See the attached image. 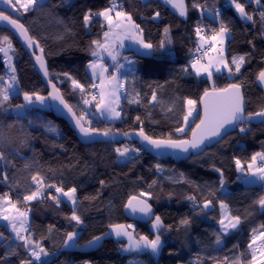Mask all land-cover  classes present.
Listing matches in <instances>:
<instances>
[{
    "label": "trees",
    "instance_id": "trees-1",
    "mask_svg": "<svg viewBox=\"0 0 264 264\" xmlns=\"http://www.w3.org/2000/svg\"><path fill=\"white\" fill-rule=\"evenodd\" d=\"M113 3L139 25L142 40L153 47L149 55H133V68L122 80L121 118L107 122L96 115L100 97L91 101L86 96L98 82L90 79L87 66L92 61L93 41H100L107 30L106 22L94 14L113 8ZM240 4L252 19H239L230 0H184L183 17L162 0H46L21 11L19 17L0 11L18 20L41 48L51 81L85 127L99 132H143L151 139L176 141L186 139L197 123L199 99L205 90L238 85L246 115L264 108L257 78L264 69V0L258 5ZM206 11L215 17L218 13V21L209 19ZM85 15H90L87 24ZM200 20L223 24L229 33L226 60L232 78L223 73L211 77L191 73L188 61ZM4 36L13 46L19 93L0 105V203L5 200L14 210L27 212L30 223L25 242L11 241V234L0 223V264H252L258 259L256 247L264 245V208L259 203L264 185L244 186L236 161L241 167L257 153H264V123L239 126L220 142L179 163L158 161L134 143L84 145L63 121L54 119L50 108L25 107L22 115L13 111L24 105L25 93L47 101V90L17 41L0 29V40ZM240 56L244 61L236 71L232 59ZM0 77H5L1 55ZM189 100L196 102L191 107L196 112L185 121ZM50 120L58 133H51ZM178 128L185 129L178 132ZM118 148L128 149L126 161L119 160ZM56 188L76 189L74 208L61 201ZM33 192L42 197L26 201L24 197ZM136 196H145L154 217L161 219L158 234L163 245L157 258L124 253L125 241L110 237L91 250L63 249L70 232H80L76 244L82 246L115 225L131 224L135 236L153 239L155 234L147 224L130 222L124 215L126 202ZM220 204L240 221L227 235L219 228ZM73 212L79 223L71 219ZM258 232L261 242L256 245L249 236ZM29 243L47 253L42 261L35 262L28 255Z\"/></svg>",
    "mask_w": 264,
    "mask_h": 264
},
{
    "label": "snow or ice",
    "instance_id": "snow-or-ice-1",
    "mask_svg": "<svg viewBox=\"0 0 264 264\" xmlns=\"http://www.w3.org/2000/svg\"><path fill=\"white\" fill-rule=\"evenodd\" d=\"M2 2L4 4H8L11 5L13 8L16 7L17 4H19L21 7H23L25 9V11L28 10L29 7L34 6L37 2V0H15V3L13 2V0H2ZM168 2H172V0H168ZM257 2H259V0H257ZM233 3H235V7L236 9L240 12V14L242 16H247V13H245L244 11V7L242 4L240 3H236V0H233ZM174 7H178L180 9V14L184 15V11H183V0H178V3L173 4ZM115 7V4L113 3V8H108L105 9L102 12L99 13H95L94 15H98V16H104L105 19L109 22V27L111 28L112 26V17L110 15H108L109 12L113 11ZM157 16L159 15V13L156 14ZM116 16L118 18H125L127 19V21L129 22L131 29L137 30V31H142L139 27V25L132 23L131 21V17L127 16L126 13L123 12H116ZM262 18H264V13H261ZM248 19H252L251 16H247ZM90 19V15H85L84 16V21L87 24L88 21ZM0 21H8L9 23H11L14 27L18 28L20 30V34L22 36H25V38L28 40L29 46H31L32 44V40L31 38L27 37V30L24 28V26L22 24H19L17 20L12 19L11 17L5 15L3 12H0ZM123 25L119 22H117L115 24L116 28H121ZM167 29H165V32L167 33ZM221 32L226 31L225 26L222 24L221 25ZM197 32H199V28L197 29ZM105 38L107 39L109 36V32H105L104 33ZM135 38V37H133ZM4 41H8V37L4 36L2 38ZM94 44L97 45L98 48H102L105 51H108V54L112 57L113 60L116 59V56L112 54L111 51H109L110 45L109 44H100L99 41H93ZM137 43L141 44L144 48L146 49H152L153 45L151 43H145L142 39H137ZM8 46L9 48L11 47V43L10 41L8 42ZM161 47L164 46V42H161ZM0 52H4L5 55H7V52L5 51V49L3 47H0ZM93 56H98L99 53L97 51H93L92 52ZM39 59V58H38ZM239 61V62H238ZM244 61V57L240 56V57H233L232 59V63L236 65V71L240 70V62ZM91 68L95 69L97 67L96 63H92L89 65ZM227 66V65H226ZM41 67L43 68V62H41ZM117 67H122L120 65H118ZM106 71V69H104ZM12 71L14 72L15 69H12ZM204 71H208V69H204ZM217 71H219V69H217ZM45 74H47V71L45 70ZM93 75L95 76L96 73L95 71L93 72ZM209 77H211L212 73L208 72ZM100 78H101V84H104V79H103V71H101L100 73ZM258 80L262 83H264V71H261L258 74ZM3 78L0 77V80H2ZM12 81L16 80L15 75L11 76L10 78ZM116 77H113L112 80H115ZM73 84L76 85L77 87H81L79 84H77L76 81H73ZM122 86V85H118ZM9 88H11V85L8 86ZM229 89H232L234 91H230ZM229 89H221L219 90V93H217L215 90H213L212 93H209L207 90H205L204 93V97L202 98V101L204 102V117L201 119L200 124L197 125V129L201 128V126L203 125H210V126H214L212 128L211 131V135L215 136L219 134V128L223 127L224 124L226 123H233L235 121H239L243 118V97L241 96L240 92H239V86L238 85H230ZM115 93H106L105 90L102 88L101 89V93H100V102L97 104V109L100 111H107L111 114H114L116 116L119 115V113L116 112L115 108L112 107V103L111 101H106L105 100V96L106 95H114ZM0 95L3 96V99L0 100V105L3 104L4 101H7L9 99V95H8V90L7 89H2L0 88ZM207 98V99H205ZM24 99L25 101H27L28 103L32 102V97L28 94L25 93L24 94ZM37 100L43 101L45 98L44 97H40L37 96L36 97ZM53 99H60L61 103H64V101L62 100V98H60L58 95H53ZM95 99V97H94ZM153 99H155V96L153 97ZM85 103H88L87 100H85ZM195 101L193 100H189L188 104L191 105H195ZM17 107L23 108L24 105H18ZM65 107H68L69 111H72V109L65 104ZM188 115H192V111L190 110ZM255 116L258 117H264V110L257 112L254 114ZM82 119V117H81ZM188 120V116H185V121ZM77 126L80 128V131L82 133H84L85 135L89 134V129L85 128L82 124H80V120H77ZM54 130V129H52ZM184 129L182 128H178L177 131L181 132ZM242 132L244 131L243 128L240 129ZM108 133L105 132L104 135H107ZM143 136V132L140 133ZM193 136H194V140L190 143L188 141H173V140H167V141H161V140H152L150 137L144 136L145 140H148L151 144H153L154 146H156L157 148L161 147V146H167V147H172V148H181L184 151H187V146L190 143V146L193 148H196L199 146V143L203 142V136H201V138L199 140L195 139L196 137V130H193ZM117 152H119L121 155H124L125 152L128 151V149H124V151H121V149H116ZM257 157H259L261 160H264V153H257L256 155H254L252 157V160L255 161L257 159ZM3 157L0 156V159H2ZM237 167L240 168V161L237 160L236 161ZM252 168V165H249V169ZM259 173V179L260 180H264V168H260L257 170ZM253 175H255V173H253ZM33 179L35 180L36 177H33ZM103 183V182H101ZM57 192H61L64 196L68 197L69 200H71L74 204L76 203V197H75V193H76V189L72 188L68 191H63L62 188H56ZM38 193L33 192L31 195L25 196L24 199L25 200H32L36 197ZM0 199H3V197H0ZM132 199H135V197H133ZM191 199V198H190ZM143 204V206L137 207L136 205H133L132 200L129 201L127 207L131 208L134 212L135 211H140L144 214H150L151 213V207L146 203V202H141ZM210 203V202H209ZM209 203H206L204 206L205 208H207L209 206ZM259 203L262 207H264V197H261L259 200ZM222 208H227L226 205H221ZM21 216L24 215V213H20ZM9 217L5 216L4 219H8ZM72 220L77 221L78 223L80 222V218L79 216H77L75 214V212H73ZM232 219L235 220V223H231L230 222V226L232 228H235L237 226V224L240 222L239 221V217H233ZM24 221H20L21 227H23L24 225ZM182 223H188V221H182ZM220 223L222 225H224V220L221 219ZM114 229L116 230V235L119 237L121 235L127 236L130 243H129V247L127 250H133V249H141V248H150L151 251L153 253H156L159 250L160 247V236L157 235L155 239L149 240L147 237H141L140 239L144 242L143 245H141L139 242H132V235L125 231V226L124 225H115L113 226ZM128 228H131V225L127 226ZM154 228H159L161 227V219L159 216H156L155 218V222L153 224ZM225 227H228V225H225ZM13 230L17 231V235L19 236V231L16 229L15 224H13ZM75 236V233H68V240H72ZM21 239H23V237H20ZM95 239H99V237L95 238ZM89 243H92L91 241ZM217 243H220V238L217 237ZM38 247V246H37ZM251 247V245H250ZM43 252V249L41 248L40 251H32V255L37 259L40 260L41 258V253ZM45 255H47V253H44ZM28 264H31V261L28 262Z\"/></svg>",
    "mask_w": 264,
    "mask_h": 264
},
{
    "label": "crops",
    "instance_id": "crops-1",
    "mask_svg": "<svg viewBox=\"0 0 264 264\" xmlns=\"http://www.w3.org/2000/svg\"><path fill=\"white\" fill-rule=\"evenodd\" d=\"M119 9L115 5L113 11L109 12L108 15L112 17V26L109 27V22L105 19L104 16H99L102 20H104L107 24V30L105 32H109V36L106 39L104 36V33L101 36V40L99 41L100 44H109L110 48L109 51L112 52L113 55L116 56V59L113 60L112 57L108 54V51H105L102 48H98L95 44L94 51H97L99 53L98 56H92V61L87 66V72L92 81H98L99 82V92L101 93V89L103 88L106 93H115L114 95H106L105 100L111 101L112 107L115 108L116 112L119 113L118 116L111 114L107 111H100L96 110V115L107 122H114L121 118V111H120V99L122 96L123 88L122 86V80L126 73L131 72L133 68V55H149L151 53V49L144 48L141 44L137 43V39H142L141 34L139 31L131 29V26L127 19L125 18H118L116 16V12H118ZM121 12V11H119ZM183 17V16H182ZM216 17L218 21V13H216ZM119 22L123 26L121 28H116L115 24ZM227 32V31H226ZM221 33V32H220ZM135 37V38H133ZM229 37V33L227 32V40ZM200 43H206V40H199ZM221 48L219 50H214L212 55L207 58V61L203 64L195 63L189 67L191 73L194 76H203V77H209L208 72H211L212 75L215 73H223L227 76V78L233 77V72L230 70L227 60H226V51L225 54L222 56L220 52ZM130 52L132 54H130ZM92 63H96L97 67L95 69L91 68L89 65ZM118 65L122 67H117ZM227 65V66H226ZM106 69V71L104 70ZM204 69H208V71H204ZM219 69V71H217ZM95 71L96 75H93V72ZM103 71V79L104 84H101V78L100 73ZM113 77H116L115 80H112ZM100 102V99H99ZM15 113H18L13 110ZM252 165V168L249 169V165ZM264 168V160H261L259 157L255 161H251L250 163L241 166L239 168V180L244 186L247 187H253L257 185H264V180L259 179V173L258 169ZM255 173V175H253ZM57 196L60 198V196L57 194ZM222 204L219 205V214H220V221L221 219L224 220V225H222L219 222V228L221 229V232L224 235L229 234L230 232L236 230L238 228V224L235 228H232L230 226L231 223H235V220L232 219L228 213L227 208H222ZM264 208V207H262ZM13 213L14 217L19 219L18 221H24V225L22 227V235L25 239H20L18 242H25L26 241V232L29 228L30 218L28 215L25 214V216H21L19 213L21 211L14 210L12 208L11 204L9 202L3 200L0 203V220L1 218L5 217L6 215H9ZM21 219V220H20ZM225 225H228V227H225ZM262 233L258 232L256 234L250 235V240L252 242L255 240L254 237ZM1 240V238H0ZM38 245H35L33 243L26 244V251L28 255L32 258L35 262L42 261V258L44 257V252L41 253L40 260H37L33 255L32 251H40V247Z\"/></svg>",
    "mask_w": 264,
    "mask_h": 264
},
{
    "label": "water",
    "instance_id": "water-1",
    "mask_svg": "<svg viewBox=\"0 0 264 264\" xmlns=\"http://www.w3.org/2000/svg\"><path fill=\"white\" fill-rule=\"evenodd\" d=\"M3 13L11 17L12 19H15L7 13L5 12ZM18 23L21 24L19 21ZM0 29L9 32L13 36V38L17 41V43L22 48L24 53L32 61L36 73L38 74L42 84L45 86L47 90L46 98L50 108V112L54 117V119L63 121L68 126V128L74 133L77 140L84 145L101 144V143H106V144L134 143L137 146H139L145 153L149 154L151 157H153L158 161L171 160L174 163H179L180 161H183L186 158H188L189 155L201 153L204 151L206 147L211 146L214 143L220 142L227 133L232 132L239 126H244L247 124L258 125L264 123V117H258L255 116L254 114L246 115V105H245L244 97L242 94V90L239 88V92L243 97V109H244L243 118L233 123L224 124L223 127L219 128V134L215 136L211 135V131L214 126L203 125L201 126V128L197 129V125L200 124L201 119L204 117V102L202 101V98L204 97L205 92L202 94L201 98L199 99L200 114L197 123L190 130L188 137L186 139L176 140V141H188L191 143L194 140L193 130H196L195 139L199 140L201 136H203V142L199 143L198 147L193 148L190 146L189 143V145L187 146V151H184L181 148H172L167 146H161L157 148L156 146L151 144L148 140H145L144 136L147 135L143 133L142 136L140 134L141 132H129V133L107 132L108 134L104 135L105 132L91 130L88 127H85L83 123L80 121V124H82L85 128L89 129V134L85 135L80 131V128L77 126V120L80 119L76 116V114L73 111H69L68 107H65L66 102L62 98V95L58 90V88L56 87V85L51 81V76L50 73L48 72L47 64L44 61L43 51L38 46V44L32 41L31 46H29L28 40L25 38V36H22L20 34V30L14 27L8 21H0ZM27 37L30 38L28 32H27ZM41 62H43L44 65L43 68L41 67ZM45 70L47 71V74H45ZM262 71H264V69ZM258 87L264 94V83L258 80ZM224 89H229V86H227ZM213 90L219 93V90L221 89L218 90L213 89ZM213 90H207V91L209 93H212ZM229 90L234 91L232 89ZM53 95H58L60 98H62L64 103H61L60 99H53ZM152 140H157V139H152ZM161 141H167V140H161ZM132 198H130L124 206L125 217L130 222H136L139 224H148L154 218V210L152 206L142 196H136L135 199ZM130 200H132L133 205H136L137 207L143 206L141 202H146L151 207V213L146 215L138 210L134 212L131 208L127 207Z\"/></svg>",
    "mask_w": 264,
    "mask_h": 264
},
{
    "label": "rangeland",
    "instance_id": "rangeland-1",
    "mask_svg": "<svg viewBox=\"0 0 264 264\" xmlns=\"http://www.w3.org/2000/svg\"><path fill=\"white\" fill-rule=\"evenodd\" d=\"M44 1H46V0H37L36 4L34 6L29 7L28 10L33 9L34 7L42 4V2H44ZM142 1H145V0H142ZM162 1L166 5H168L169 8L173 12H175L177 15H179V16H184L185 15L184 0H183L184 15L180 14V9L178 7H174L173 6V4L178 3V0H172V2H168V0H162ZM13 2L15 3V0H13ZM230 4H231L235 14L237 15V17L239 19L243 20V21H247L246 20L247 17L246 16H242L240 14V12L236 9L235 3H233V0H230ZM0 9L5 11V12H7V13H9L10 15H12L14 17H19V13L21 11H25V9L23 7H21L19 4H17L16 7L13 8L11 5L4 4L2 2V0H0ZM205 14H206V16L209 19L213 20L214 22L216 21V17L214 15L208 13L207 11L205 12ZM2 38L0 40V47H3L5 49V51L7 52V55H5L4 52H0V55L2 56L3 62L5 64V77H4V79L0 80V85H1L2 89H7L8 90V95H9V98H10L11 96L18 94L19 90H18V85H17V79L15 81H12L10 79L11 76L15 75V72L12 71V69H13V60H12L13 46H12V43H11V41L9 39H8V41H4ZM9 41L11 43V47L10 48L8 46V42ZM226 42H227V32L224 31V32L220 33V44H221L220 52H221L222 56L225 54V51H226ZM15 77H16V75H15ZM9 85H11V88L8 87ZM36 97L37 96L32 97V102L31 103H28L24 99V107L23 108H25V107L28 108V107H33V106L34 107L35 106H39V107L41 106L42 108H49L48 107V103H47V101H45V99L43 101H40V100H37ZM33 98H35V99H33ZM191 107H192V105L191 106L189 105V108H188V111H187L188 118H191V116H193V114L196 112V108H192L191 109ZM23 108L17 107V108H15V111L18 112V114L22 115L24 113ZM190 110L192 111V115L189 116L188 113H189ZM81 120L85 121L86 120L85 116H83ZM49 122L50 123L48 124V126L50 128L51 133L52 134L53 133H58V128L53 123V121L50 120ZM51 126H54V130H52L53 128ZM183 129H185V128H183ZM56 130H57V132H56ZM122 151H124V150H122ZM118 154H119V158H120L119 160L121 162H124V161L127 160V152H125L124 155H121L119 152H118ZM158 172L159 173L162 172L161 168L158 169ZM57 194L60 196L61 201L65 202L70 208H74L75 207L76 203L74 204L71 200L68 199V197L64 196L61 192H57ZM41 197H42V194L38 193L34 199H38V198H41ZM142 197L145 198V196H142ZM34 199H32V200H34ZM21 213H24L23 216H25V214L28 215L27 212H24V211H21ZM6 216L9 217V218L8 219H4V217L1 218L0 223L11 234V241H20V239H21L20 237H23V235H22V227H21L20 221H18L19 219L14 217L13 213H11L9 215H6ZM155 218H156V216L147 224L148 228L155 234V237L153 239H155L156 236L159 235L158 232L162 229V223H161V227H159V228H154L153 227V224L155 222ZM13 224H15L16 229L19 231V236L17 235V231L13 230ZM128 225H131V224H124V226H125L124 230L129 232L132 235V242L133 243L139 242L141 245H143L144 242L140 239L141 237H137V236L134 235V233H133L134 232L133 225H131L132 226L131 228H128L127 227ZM70 233H75V236H74V238L72 240H68V235H67L65 243H64V246H63V249H79V250H83V251L84 250H91V249H94V248L98 247L101 244V242H102V240L104 238L110 237V238H113L115 240H123V241H125V245H124V249H123L124 253L138 252L140 254H148L152 258H157L159 256L160 252H161L162 245H163V239L159 235L160 236V247H159V250L156 253H153L150 248H141L139 250H137V249L127 250L128 247H129V243H130L128 237L124 236V235H121V236L118 237L116 235V230L114 229V227H110L109 230L105 234L98 236L99 237L98 240L95 239V238H97V237H95L94 239L91 240L92 243H89L90 242L89 241V242H87L86 244H84L82 246H78L76 244V240H77L78 235H79L80 232L78 230H75V231L70 232ZM259 237H261V235H259V234H257L254 237L256 245L261 242L260 240H258ZM23 239H25V238H23ZM262 259H264V258H262ZM127 264H145V263L143 261H132V262H128Z\"/></svg>",
    "mask_w": 264,
    "mask_h": 264
},
{
    "label": "built area",
    "instance_id": "built-area-1",
    "mask_svg": "<svg viewBox=\"0 0 264 264\" xmlns=\"http://www.w3.org/2000/svg\"><path fill=\"white\" fill-rule=\"evenodd\" d=\"M244 2L246 4L250 3H256L255 0H236V3ZM258 5V4H257ZM199 32H197V41L194 47V50L192 52L191 58L188 61V65H193L195 63L203 64L207 61V58H209L214 50H219L221 48L220 44V29L221 25H211L203 20H200L198 23ZM199 40H206V43H200ZM99 83L96 82L93 84V86L88 90L86 93V96L88 99L95 101L98 100L100 97L99 94ZM80 87H77V90H80ZM95 97V99H94ZM264 193V192H263ZM10 196L7 194L6 198H9ZM256 252L258 254V259L252 263V264H264V245L259 244L256 247Z\"/></svg>",
    "mask_w": 264,
    "mask_h": 264
},
{
    "label": "bare ground",
    "instance_id": "bare-ground-1",
    "mask_svg": "<svg viewBox=\"0 0 264 264\" xmlns=\"http://www.w3.org/2000/svg\"><path fill=\"white\" fill-rule=\"evenodd\" d=\"M2 167V166H1Z\"/></svg>",
    "mask_w": 264,
    "mask_h": 264
}]
</instances>
